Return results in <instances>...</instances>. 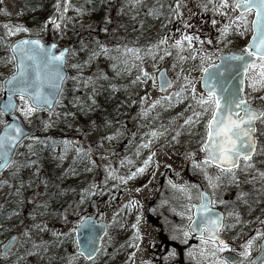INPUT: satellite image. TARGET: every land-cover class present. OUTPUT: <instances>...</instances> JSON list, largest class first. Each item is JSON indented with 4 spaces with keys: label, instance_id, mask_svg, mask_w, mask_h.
<instances>
[{
    "label": "rangeland",
    "instance_id": "rangeland-1",
    "mask_svg": "<svg viewBox=\"0 0 264 264\" xmlns=\"http://www.w3.org/2000/svg\"><path fill=\"white\" fill-rule=\"evenodd\" d=\"M121 1L125 3V10L112 17L111 25H105L101 20L88 23L83 10L76 9L71 15V29L83 28L91 34L95 33L96 27L105 29L112 32L116 42L112 45L97 39L88 51L90 66L85 72L101 74V80L104 77V111L99 112L105 116L104 127L73 122L75 114L71 115L66 109L61 111L59 106L51 113L36 109L25 116L20 109L26 105L19 99L17 114L24 125L31 128L37 123L47 137L26 140L19 147L8 175L0 179V213L3 210L16 212L7 219L3 218L4 212L0 215V245L9 233L8 222H14V232L20 237L15 252L0 260V264H19L21 261L23 264H44L52 248L57 253L74 252L73 230L88 216L104 221L108 227L100 255L90 264H219L226 249L220 252L219 245L204 239L188 246L193 240L188 227L191 205L199 201L201 188L211 196V207L224 213L221 236L235 246L241 245L240 253L252 240L250 255H239L237 263L251 264L258 254L262 236L253 233L258 220L249 218L264 213V207L260 210L264 205V192L260 195L252 190L247 173L243 177L236 173L224 176L201 162V148L212 107L208 106L205 111L193 99L192 89L195 88L197 99L204 95L200 90L202 68L215 62L219 53L236 51L244 46L250 37L252 15L248 16L247 26L241 23L237 28L233 21L239 13L231 7H221V0H175L172 6L168 5L167 18L155 19L154 28L162 35L152 43L146 37L148 31L141 28L136 10L139 6L143 8L142 14L146 8L148 10L146 0ZM228 2L231 5L232 0ZM21 7L19 0H0V84L14 69L11 58L4 53L5 47L18 38L40 35V25L22 19ZM109 17L110 13L107 14ZM122 25H131L133 29L125 39L121 33ZM225 25L230 27L222 35ZM17 26L29 31H16ZM186 36L192 38L190 43L184 39ZM176 41H180V45ZM101 45L107 49V55L103 54ZM110 54H117L120 61L128 55L131 64L113 67ZM78 59L76 53L70 57L72 70L76 73L83 62ZM161 68L167 70L173 82L166 92L157 89L156 75ZM248 77L246 92L253 96L264 88V78L260 76L259 68L252 69ZM182 86L184 91L177 97L175 94ZM197 112L202 114L197 117L194 115ZM189 117H192L191 122L185 123ZM3 123L0 114V127ZM52 127L62 128V142L70 141L69 146L83 151H77V155H71V152L56 154L49 158L48 166L41 162L26 164L34 147L53 145L45 140H51L48 134ZM75 156L77 162L73 166L87 170L92 184L66 202H47L49 194L57 187L55 176H59L60 168L64 170ZM186 161L192 162L189 176L194 177L193 180L185 181L177 176L186 169ZM141 168L143 171H137ZM48 169L60 173L55 171L51 175ZM166 170L174 178L172 181L166 178V184L160 185ZM20 171L29 182L19 183L14 188L12 180ZM40 171L46 174L44 185L37 183ZM141 180L146 184L141 185ZM184 183L187 185L183 186ZM140 198L149 202L145 204ZM133 216L137 218L135 222ZM168 225L172 230L170 233L166 231ZM114 230L123 233L121 238H116L117 245L112 239ZM185 232L189 235L185 236ZM167 240L176 247L168 245ZM121 241L123 246L118 250ZM116 248L118 255L114 254ZM29 251L31 257L27 258Z\"/></svg>",
    "mask_w": 264,
    "mask_h": 264
},
{
    "label": "snow or ice",
    "instance_id": "snow-or-ice-1",
    "mask_svg": "<svg viewBox=\"0 0 264 264\" xmlns=\"http://www.w3.org/2000/svg\"><path fill=\"white\" fill-rule=\"evenodd\" d=\"M221 7H231L233 11H239V15L233 21L237 28L240 27L241 23L247 26L249 23V14H254V19L250 21L252 39L239 54H230L227 57L229 63L225 71L231 69L235 73V76L232 78L235 79L242 74L246 77L250 69L259 68L260 76L264 78V0H232L231 5H229L228 0H221ZM59 8L58 0L57 10ZM64 10L66 11L67 8L65 7ZM49 22L52 23L53 27H59L52 17L49 18ZM229 27L230 25H225L221 34L225 35ZM15 30L29 31L27 28H22V26H17ZM184 39L190 43L192 38L186 36ZM161 43H164V41H161ZM180 43V41H176L177 45H180ZM11 47L14 53L11 59L16 60L17 55L15 54L18 53L19 62L16 65V71L4 81V84L8 86L9 99L3 107H0V113L14 107L12 104V96L17 94L20 96V100L26 105L20 109L25 116L43 105L51 106L54 95L58 93L54 94L52 91L45 92L43 82L46 78L51 80L55 77V79L61 81L64 79V76L60 72V66L65 60L64 52H61L59 56L55 55L51 51V48L46 47L39 39L21 40ZM51 47L54 48L55 44ZM100 48L103 54L107 55V49H104L103 45ZM128 51L132 50L129 49ZM93 55H97V53H93ZM217 67L216 65L209 64L208 67L202 68V71L208 73L209 68ZM220 67L224 66L221 65ZM144 75L147 76L148 73L145 72ZM201 79L205 80L204 87L207 95H201L197 99L194 95L195 88L193 87V99H196V102L205 111L208 110V106L212 107L211 119L206 126L207 139L204 141L202 148L207 153L205 163L211 161L221 171L231 172L232 169L239 167V162L243 159L245 166L251 167L249 161H251L253 154L256 152V144L252 136V133L255 131L253 122L256 120L264 121V111L253 109L240 95L243 92V79L239 80V86L235 88L224 87L220 82L218 73H213L207 78L202 77ZM209 80L213 82L208 83ZM185 81L191 84L187 77H185ZM4 84H0V88ZM160 86L161 90H163L165 86L171 87L172 82L167 80L162 74ZM55 87L58 88L59 85H55ZM183 91L184 88L182 86L180 92H177L175 95L179 97ZM25 97L28 99L25 100ZM234 109L238 111H234ZM240 111L244 113L242 116L240 115ZM201 114L199 112L194 113L197 117ZM191 120L192 117H189L185 123H189ZM23 134L22 128L17 124H6L5 131L3 134H0V150H4L8 144L14 145L20 140ZM64 143L67 146L71 142L64 141ZM144 146L147 147V145ZM77 151L81 152L83 150L77 149ZM0 157L3 158V163H0V167H8L10 159L7 151H0ZM28 163L33 164L35 161H29ZM147 163L148 161H145V164ZM137 171H143V169H137ZM261 175L264 176V173H261ZM200 199L201 203L194 206L198 209V219L193 220L189 216L191 223L188 227L192 231L199 232L202 240L204 239V233L207 232L208 239L215 243L218 239V230L223 227L222 217L215 213V210L211 207L212 201L206 199L204 193L200 194ZM81 223L83 224L84 221H81ZM133 227H136V225H133ZM184 235L188 236L189 233L185 232ZM77 243V255L92 260V253L97 251V249L92 248L89 250L87 247L82 248L79 247V242ZM90 243H94V241ZM251 245L252 240H249L240 255L243 257L249 256ZM227 248L228 245L225 241L219 240L218 251L223 252ZM260 260L261 264H264V258H260ZM219 264H229V261L221 259L219 260Z\"/></svg>",
    "mask_w": 264,
    "mask_h": 264
},
{
    "label": "trees",
    "instance_id": "trees-1",
    "mask_svg": "<svg viewBox=\"0 0 264 264\" xmlns=\"http://www.w3.org/2000/svg\"><path fill=\"white\" fill-rule=\"evenodd\" d=\"M22 4L21 7V17L22 19L32 24L40 25V36L46 41L51 39L56 44L60 46L65 45H73L76 53H78L79 57H83L81 62V66L79 67V71L77 73H71V82H67L65 85L64 92L62 94L61 101L58 103L61 111L63 109L69 110L68 113L71 115L75 114L73 122H80L86 125L98 124L101 127H104L102 120L105 119L100 111H104V97L102 92L104 91L103 87L105 85L104 77L101 80V74L96 76L95 74L88 75L86 70L90 66L89 59V49L95 46V38L94 34H91L89 30L80 29L79 31L75 28L69 31V27L71 25V15L74 10H83L86 12L88 16V23L91 21H97L104 23L105 25L112 24V17L117 16V14L121 10H125V3L121 0H59L60 8L57 10L58 0H19ZM121 1V2H120ZM146 0L148 10L146 8L145 16L142 14L143 8L137 7V12L139 14V23L141 24V28L148 31L147 39L149 42L156 40L162 33L154 28V22L157 18H167L168 17V5L174 4L175 0ZM111 3V5H110ZM146 6V5H145ZM65 7L67 10L65 11ZM110 13L109 18H107V14ZM52 17L56 23L59 25L58 28L53 27L52 23L49 22V18ZM122 35L127 37V33L129 31H133L130 25H122L121 28ZM97 31V39L99 41H108L112 45L116 44L114 41V36L111 33H108L105 29L99 30L96 27ZM144 32V30H143ZM110 44V45H111ZM84 47H80V46ZM145 44H143L144 46ZM1 47V44H0ZM113 47V46H110ZM112 48L109 50L111 51ZM4 53L8 56L7 46L4 49ZM109 58L114 62L115 67H122L125 63H130L128 55L123 57V61L120 62L119 56L117 54H110ZM86 60V61H85ZM89 65H88V63ZM98 105V106H95ZM101 123V124H100ZM50 133L48 135L51 136V141H53V147L49 149L50 151L57 150V154L64 155V153L68 152V146L63 144L57 145V140L62 138V128H54L50 129ZM45 133H39V136H45ZM48 140L49 139H45ZM49 150L43 149L42 151H38V158L36 161L41 162L42 165H48L50 161V157L52 158L56 154L49 156L51 153ZM34 153V152H33ZM74 153H71V155ZM32 154L28 156L27 161L32 158ZM76 156L66 164L64 170L60 168V175L55 176L57 180V187L54 192H51L49 195V199L47 202L56 203L62 202L63 200L66 202L67 199L72 198L74 194L80 192V190L87 189L90 186L92 181L90 180V176L86 174L84 168H79L78 166H73L77 160H75ZM27 164V163H26ZM53 171V172H54ZM22 171L17 172L16 178L12 180L14 184V188L17 187L19 183H28L29 179L24 177L23 174H20ZM53 173L52 171H49ZM56 173V174H57ZM86 174V175H85ZM52 175V174H51ZM7 216L12 217L11 213H8ZM33 222V221H32ZM8 226L6 229L9 233H13L14 222H8ZM8 233V234H9ZM112 239L116 243V238H121L120 234L117 232H111ZM50 246V245H49ZM122 241L118 242V249L120 250L122 247ZM51 248V246H50ZM42 254V253H41ZM30 256V251L27 254V258ZM31 257V256H30ZM38 259V258H37ZM44 264H88L85 263L80 256L75 255L73 251L68 253L60 252L57 253L52 248V253L49 257L44 259Z\"/></svg>",
    "mask_w": 264,
    "mask_h": 264
},
{
    "label": "water",
    "instance_id": "water-1",
    "mask_svg": "<svg viewBox=\"0 0 264 264\" xmlns=\"http://www.w3.org/2000/svg\"><path fill=\"white\" fill-rule=\"evenodd\" d=\"M253 19H254V16H253ZM250 35L251 36H250L249 41L252 39V29H251V34ZM27 39H33V40L39 39V40H41V42L46 47L51 48V51L57 56H59L61 52H64V54H65V60L60 66V72L64 76V79L61 81V80L55 79V77H53L51 80L46 78L44 80V82H43V89H44L45 92L52 91L54 94L55 93H58V94L54 95L53 103H52L51 106L43 105L42 107H38L37 109L38 110L42 109V110H45L46 112H51L52 110L55 109V105L60 100L61 92H62L63 87H64L63 84L65 83V81L68 78V70H67V64L66 63H67L68 56H69V46L59 47L58 48V45L53 43L51 40H48L47 42H44L38 36L37 37L27 36L25 38H19V39H17L16 41L12 42L9 45L10 46L9 47L10 55L11 56L14 55L12 47H11L12 45L16 44L18 41L27 40ZM249 41H248V43H249ZM53 44H55L54 48L51 47ZM65 50H67V51H65ZM230 54H239V53L229 52V53H221V54H219L217 56L218 57L217 58V62L213 63V65H216L218 67L217 68H209L208 69V73L202 72L201 78L202 77L207 78L209 75H211L213 73H218L219 77H220V82L226 88H235L236 86H239V80H241V79H243L244 83H245V78L246 77L243 74L241 76L236 77L235 79H233L232 77L235 76V73L232 72L231 69H228L227 71H225V68H227V65L229 63V61L227 60V57ZM15 55H17V59L13 60V64H14V67H15L14 68V72L16 71V65L19 62V54L16 53ZM253 59H255V58H253ZM232 63H236V62H232ZM221 65H223L224 67H220ZM162 74L164 75V77L167 80L171 81L170 78L168 77V75L166 74V71L164 69H161V70H159V73L156 76L157 88H158L159 91H167V89L169 88L167 86H165V88L163 90H161V86L160 85H161V75ZM11 75H9L7 78L11 77ZM4 81L2 82V84H4ZM212 82L213 81H211V80L208 81V83H212ZM244 83L242 85L243 92H244ZM204 84H205V80L201 79L200 89L204 91L205 95H207V92H206V89L204 87ZM55 85H59V87L57 88V87H55ZM2 89H3L2 90L3 96L0 98V107H3L8 102V99H9L8 86L6 84H4ZM243 92L240 93V95L242 97H243ZM221 94H224V93H221ZM19 97L20 96L18 94L15 95V96H12V104H13L14 107L9 109V110H7V111L2 112V114L4 116V120H6V123H4L1 126L0 134H3V132L5 131L6 124L7 125L17 124L20 128H22L24 134L21 136L20 140L17 141L14 145L13 144H8V145H6V148L4 150H0V151H7L8 157L10 159V163L8 164V167H0V176H1V174L4 171H6L10 167L11 161H12V159H13L15 153H16L17 148L22 144V142H24V140H26L32 134H34L37 131V128H38V124H35L31 129H27L23 125L22 120H20V118L15 114L16 110H17L16 109L17 108V99L16 98H19ZM25 98L28 99L27 97H25ZM253 109H255V108L253 107ZM234 111H238V110L234 109ZM243 114L244 113L242 111H240V115L242 116ZM254 124H255V121L253 122V126H254ZM253 134H254V132L252 133V136H253ZM253 138H254V136H253ZM206 139H207V136H206ZM203 145H202V148H203ZM201 154H202L201 157H200L201 160L205 161V157H206L207 153L202 150ZM0 163H3V158L2 157H0ZM208 163L217 167V165L213 164L211 161H209ZM44 181H45V176H44V174H41V176H40V178L38 180V183L39 184H44ZM204 194L206 195V199H210V196H208L205 192H204ZM200 203H201V199H200V202L198 204H195V205H199ZM214 210H215L216 214H218V215H220L222 217V222H223L224 217H223L222 212L220 210H218V209H214ZM198 215H199L198 214V209H197V207H194V211H193V218L194 219L193 220L198 219ZM82 221H84V223L82 224L80 222V224L78 225L77 229L74 231L76 245L78 247V243L77 242H79V247H82V248L87 247L89 250H91L92 248L97 249V251L92 253L93 258H94L95 256H97L96 254L100 251L101 240L107 234L106 233L107 227H106L105 222L100 221V220L96 221L94 218L89 217V216H88V218H84ZM263 224H264V220H263ZM219 230H218V233H217L218 239L215 242V243H218V244H219V240H223L222 238L219 237ZM192 232H193V234H196L197 236H200L199 232H195V231H192ZM204 239H208V233L207 232H205ZM18 240H19V237H17L16 234L10 236V238L7 239V241L4 242V244L1 247L2 248L1 255L5 256L7 253H9L13 249V247H15V244L18 242ZM208 240H210V239H208ZM92 241H94V243H90ZM223 241H225V240H223ZM259 247H260L259 254L255 257V259L252 261L251 264H261L260 258H264V238L261 240ZM82 257L85 259L84 256H82ZM224 259L228 260L229 263H233V262L237 261L236 257L233 256V255H230V254L225 255ZM85 260L86 261H90L88 259H85Z\"/></svg>",
    "mask_w": 264,
    "mask_h": 264
},
{
    "label": "flooded vegetation",
    "instance_id": "flooded-vegetation-1",
    "mask_svg": "<svg viewBox=\"0 0 264 264\" xmlns=\"http://www.w3.org/2000/svg\"><path fill=\"white\" fill-rule=\"evenodd\" d=\"M250 74V72H249ZM248 74V75H249ZM247 75V79H246V88L249 85V77ZM264 87V86H263ZM244 98L247 100L248 104L251 107H254L255 109L264 111V88L260 89L258 92H256L255 94L252 95H248L245 89V94H244ZM255 131H254V139L256 141V152L254 153V155L252 156L251 161H249V163L251 164V167L249 169V167L245 166V162L243 160H241L239 162V167L236 168L235 170H232L231 172H227V171H221L219 169H216L217 171H219L221 174L225 175H231L234 176L235 173L240 176L243 177L244 174H248L250 176L249 179V183L250 186L252 187V190L256 191V193L262 195L261 193L264 192V176L261 175V173H264V121L262 120H256L255 125H254ZM191 161H186L185 165H186V169L182 170V172L177 175L178 178H184L185 181L188 180H193L194 177L189 176L190 174V167L191 165ZM169 171L166 170L162 177V180L160 182V185L162 184H166V182L164 181L166 178L168 180L172 181V178H174V176L168 175ZM234 174V175H233ZM192 175V173H191ZM195 176V175H193ZM141 179V178H140ZM139 179V180H140ZM145 179V178H142ZM144 180H141L140 184L141 185H145L146 183H142ZM262 181V182H261ZM172 184V182H169V185ZM183 186H186L187 184L184 183L182 184ZM204 192V189L201 188L200 192H199V196L200 194ZM198 196V197H199ZM141 199V198H140ZM200 200V199H199ZM141 202H145L143 201V199H141ZM149 201H146V203H148ZM199 201H194V203L191 205L192 208H194L193 206L195 204H197ZM264 202V201H263ZM263 206H261L260 210H263ZM137 209V207H136ZM138 210V209H137ZM135 213V211H134ZM150 213V212H149ZM150 214H147L146 216H149ZM264 218V213L259 212L258 214L255 215V217L249 218V220H258V225H256L257 227L254 228L253 233L257 232L258 235H263L264 234V226L262 224V219ZM147 220V218H145ZM149 219L151 220L150 216ZM137 220L136 216H133V221L135 222ZM171 226V225H170ZM169 225L167 226L166 231L168 233L172 232L171 228H168ZM173 227V225H172ZM188 244V246H191L193 244H195L199 239H194ZM248 241V240H247ZM167 244L170 245L172 248H175L176 245L174 246L173 243L170 242V240H167ZM228 248L226 250V254L229 253H234L237 254V256L239 257L240 255V250L241 245L235 246L233 245L230 241L227 242ZM259 245V244H258ZM186 246L183 247V250H185Z\"/></svg>",
    "mask_w": 264,
    "mask_h": 264
}]
</instances>
